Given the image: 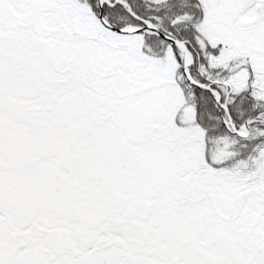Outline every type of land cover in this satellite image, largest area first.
<instances>
[{
    "label": "snow or ice",
    "instance_id": "1",
    "mask_svg": "<svg viewBox=\"0 0 264 264\" xmlns=\"http://www.w3.org/2000/svg\"><path fill=\"white\" fill-rule=\"evenodd\" d=\"M0 264H264V0H0Z\"/></svg>",
    "mask_w": 264,
    "mask_h": 264
}]
</instances>
